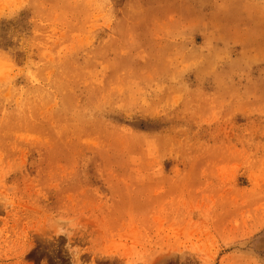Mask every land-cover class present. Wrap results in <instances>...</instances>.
I'll return each instance as SVG.
<instances>
[{
	"label": "rangeland",
	"instance_id": "374dc122",
	"mask_svg": "<svg viewBox=\"0 0 264 264\" xmlns=\"http://www.w3.org/2000/svg\"><path fill=\"white\" fill-rule=\"evenodd\" d=\"M0 198V264H264V0H0Z\"/></svg>",
	"mask_w": 264,
	"mask_h": 264
},
{
	"label": "clouds",
	"instance_id": "9594fccd",
	"mask_svg": "<svg viewBox=\"0 0 264 264\" xmlns=\"http://www.w3.org/2000/svg\"><path fill=\"white\" fill-rule=\"evenodd\" d=\"M6 198H0V200H5ZM11 205L9 204V203H7L6 205H5V207H10ZM60 233L62 234V233H64L62 230L60 231ZM135 259V262H136V264H140V261L142 260V257H135L134 258Z\"/></svg>",
	"mask_w": 264,
	"mask_h": 264
}]
</instances>
